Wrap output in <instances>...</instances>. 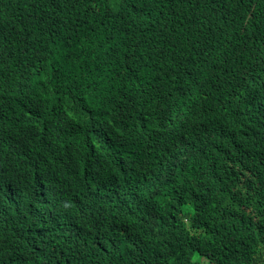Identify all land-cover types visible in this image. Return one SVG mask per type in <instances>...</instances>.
Listing matches in <instances>:
<instances>
[{
  "label": "trees",
  "instance_id": "obj_1",
  "mask_svg": "<svg viewBox=\"0 0 264 264\" xmlns=\"http://www.w3.org/2000/svg\"><path fill=\"white\" fill-rule=\"evenodd\" d=\"M0 264H264V0H0Z\"/></svg>",
  "mask_w": 264,
  "mask_h": 264
}]
</instances>
